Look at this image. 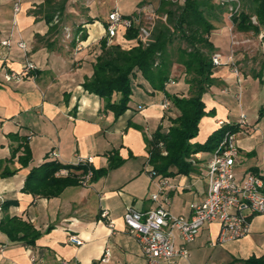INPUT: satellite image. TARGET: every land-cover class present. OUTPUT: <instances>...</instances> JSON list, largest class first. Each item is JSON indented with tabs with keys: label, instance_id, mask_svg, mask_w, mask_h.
Listing matches in <instances>:
<instances>
[{
	"label": "crops",
	"instance_id": "1",
	"mask_svg": "<svg viewBox=\"0 0 264 264\" xmlns=\"http://www.w3.org/2000/svg\"><path fill=\"white\" fill-rule=\"evenodd\" d=\"M89 1L22 0L21 11L15 14L14 0H0V205L8 203L1 206L0 222L6 216H17L28 222L36 234L33 242L30 237L22 238L23 232L12 240L0 229V264H32L34 257L35 264H95L106 248H110L111 257L103 264H149L137 238L128 230L124 213L128 206L140 211L157 206L150 195L157 190V178L164 175H151L148 141L159 125L170 127L180 110L172 105L164 109L161 102L165 92L155 90L142 76L135 81L141 90L134 92L136 96L132 94L129 108L118 118L105 108L103 98L84 88L101 51L100 41L107 37L108 14L120 4V0ZM146 2L140 0L133 12L141 8L146 11ZM96 3L102 6L101 11L93 9ZM97 19H102L101 26L105 27L91 39L88 27ZM213 23L216 29L211 38L216 52H225L230 46L228 10ZM79 27L88 32L87 39L80 40ZM21 38L28 43V56L37 68L22 80L6 81V71H20L25 64L18 44ZM6 39H11L8 47L1 43ZM112 42L124 48L134 44L126 39L124 29ZM241 55H237L238 60ZM261 71L262 68H242L237 75L231 65L216 67L214 83L203 97L209 115L201 119L200 134L193 139L206 141L220 127V119L236 121L232 116L234 106L241 113L247 109L261 114L239 131L240 155L235 165L239 181L249 172L264 176V83L255 76ZM182 77L185 78L183 67L175 64L172 85ZM171 83L166 85L168 91ZM187 89H174L172 93L186 95ZM19 145L21 148L12 158L13 149ZM25 145L30 149L27 164L20 160L25 155ZM212 154L213 151L195 153L191 172L165 176L177 186L168 192L171 203L166 208L191 216L192 203L201 200L207 191L204 174ZM89 156L94 157L92 166L97 171L89 187L73 183L54 196L25 189L32 168L52 160L76 164L79 157ZM73 172L79 173L76 169ZM103 209H108L109 219L115 222L113 232L101 216ZM250 219L248 235L224 244L216 242L219 223H209L189 244V259L179 257L158 264H244L251 256H264V214H252ZM72 234L82 238V246L69 242Z\"/></svg>",
	"mask_w": 264,
	"mask_h": 264
},
{
	"label": "trees",
	"instance_id": "2",
	"mask_svg": "<svg viewBox=\"0 0 264 264\" xmlns=\"http://www.w3.org/2000/svg\"><path fill=\"white\" fill-rule=\"evenodd\" d=\"M243 7L234 14L232 20L235 27L242 31L253 30L259 34L264 29V0H240ZM179 3V4H178ZM228 10L215 0H184L181 3L173 0H160L159 15L165 19H158L153 23L151 39L140 38L142 22H136L125 31V37L134 42L129 48L119 43H109L107 37L100 41V53L93 64V74L87 77L83 86L90 93H94L105 100V108L113 111L118 118L129 108L133 99V83L139 76L146 79L155 90L164 91L180 114L172 119V125L163 128L159 125L152 138L148 141V163L152 165L156 175L172 176L177 173H189L194 167L192 155L201 151H214L225 134L229 131L239 132L238 119L227 121L206 141L193 142L200 129L201 119L209 115L206 111L204 94L214 83L213 55L217 47L211 38L216 29L213 21ZM134 13V12H133ZM131 13V14H133ZM131 14H124L130 16ZM256 16L258 24H254L252 17ZM54 18L51 17L50 21ZM93 22V21H90ZM108 24V22H107ZM106 24V27H107ZM80 40L88 37V32L79 27ZM179 41L176 46V41ZM185 45H184V44ZM179 64L183 67L185 79L189 84L187 96L170 93L166 85L172 78L173 67ZM264 71L256 73L264 83ZM118 97L116 98L115 96ZM25 155L20 158L27 164L30 149L24 146ZM13 149L12 158L20 149ZM115 165V164H113ZM93 167V166H92ZM62 168L70 171L68 176L57 175ZM84 172L86 165L62 164L57 160L46 161L31 169L25 181V189L35 194L54 196L68 185L79 183L78 174L74 170ZM94 169V167H93ZM95 176L97 171L94 169ZM8 203L3 202L1 206ZM0 229L12 240H17V234L23 232L22 238L30 237L33 242L35 229L17 216H6L0 222ZM244 264H264V256H251Z\"/></svg>",
	"mask_w": 264,
	"mask_h": 264
},
{
	"label": "built area",
	"instance_id": "3",
	"mask_svg": "<svg viewBox=\"0 0 264 264\" xmlns=\"http://www.w3.org/2000/svg\"><path fill=\"white\" fill-rule=\"evenodd\" d=\"M217 1L228 7V15L231 20L229 27L232 31L235 28L232 18L237 10L241 9L240 0ZM21 7L22 0H14L15 14L21 11ZM144 11L143 8L138 9L130 16L121 13L118 7L110 11L106 27L109 43L111 39L117 36L120 29L127 31L136 22H142L146 13ZM252 21L254 24H258L256 16L252 17ZM260 33L263 37L264 29ZM150 34V25L142 24L140 37L146 40ZM1 43L8 47L11 45V39L3 40ZM18 44L24 52L25 64L20 71H6L4 74L6 81L22 80L37 68V65L28 56L30 50L28 43L21 38L18 40ZM213 62L217 66L231 65L234 72L237 75L240 74V68L236 63L233 51L228 54L215 52ZM172 82L175 81L172 80ZM237 98L239 101L241 100V93L237 94ZM161 105L164 109H169L172 102L165 97ZM246 117V114L242 112L238 119V125L241 128L248 125ZM226 122L223 119L218 121L220 126ZM53 154L57 156V153L53 152ZM239 155L237 132L229 131L213 151L212 158L206 164L204 175L208 180L207 191L201 200L192 203L191 216L178 215L166 208L165 205L171 203L168 192L177 187L169 181L168 177H159L156 180L157 190L150 195V199L157 203L155 208L140 211L133 206L127 207L124 213L125 223L129 232L137 238L149 264L173 261L179 257L189 259L191 256L189 244L196 239L205 225L212 222H217L220 225V232L216 240L219 244L241 239L250 233V215L264 214V176L256 172H249L239 181L235 172ZM93 162L94 157L89 156L79 157L76 163L87 166V169L84 172H79L78 175L79 184L83 187H89L95 178ZM69 174L70 171L67 168H62L57 173L59 176H68ZM151 175L156 176L152 170ZM246 211H250V213L245 214ZM101 216L107 219L111 232H113L115 222L109 219L108 209H103ZM69 242L82 246L84 241L79 236L72 234L69 236ZM110 257V248H106L95 264L107 263L110 261ZM35 262L36 258L34 257L32 264Z\"/></svg>",
	"mask_w": 264,
	"mask_h": 264
},
{
	"label": "rangeland",
	"instance_id": "4",
	"mask_svg": "<svg viewBox=\"0 0 264 264\" xmlns=\"http://www.w3.org/2000/svg\"><path fill=\"white\" fill-rule=\"evenodd\" d=\"M88 1L89 0H86V2H88ZM139 1L140 0H120V4L118 5V8H119L121 13H127L128 12L130 14L136 9ZM174 2H176V1H174ZM179 2L181 3V0ZM159 5H160V0H147L146 5H145L147 10L144 11L146 13H145L144 19L142 20V23L143 24H149L151 27V31H152V27H154L153 23H155L158 19H161V18L165 19V15H159V13H158V6ZM241 7H243L242 3H241ZM96 8L99 9V11H101L102 6L100 7L96 3V5H94L93 9L95 10ZM103 17H104V14H102V18ZM101 24H102V19H97L96 21L90 23L91 27H88V29H89V32L91 35V39L93 37L100 35V30H102L105 27L104 24L102 26H101ZM228 32H229V36H230V46L227 49V51L223 52L224 50H221L220 52L223 54H228V53L233 51L236 63L240 69L243 68V69L248 70V71H257V70H260L262 68L264 71V36L262 37V33L255 34V32L253 30H249V31H244V32H242V34H240V33H238L236 27L233 28L232 31L230 30V27H228ZM150 39H151V34L145 41H148ZM234 42H237V43H234ZM178 43H179V41L177 40L175 45L177 46ZM239 53H242V55H241V59L238 60L237 55ZM175 76L176 75H174V77ZM169 83H171V82H168L167 84H169ZM187 84L188 83H187L186 79L182 77L177 81L176 85H172V83H171L169 85V91L168 90L167 91L172 93V91H174V89L175 90L179 89V88H186L187 89ZM138 86L139 85L137 83L136 84H135V82L133 83V92H135V94H138L139 91L141 90V89H138L139 88ZM189 88L190 87L188 86V89L186 90V95H182V96L188 95V92L190 90ZM135 94L133 93V95H135ZM262 97L264 98V91L262 93ZM172 107L175 108L173 104H172ZM243 112L247 116L246 117L247 123L254 122V120H256V115H257V117L261 115L257 112L252 113L251 111H249L247 109H246V111H243ZM240 115H242V113L239 111L237 106H234L232 116H234V118H236V119H239ZM211 116H214V113H212ZM247 127L248 126L246 125L245 128H247ZM261 128H262L263 133H264V115H262ZM244 129H242V130H244ZM239 134H240V132H237V137L239 136ZM261 139H263V138H261ZM168 179L171 183L174 182L171 177ZM248 213H250V211H246L245 214H248Z\"/></svg>",
	"mask_w": 264,
	"mask_h": 264
}]
</instances>
